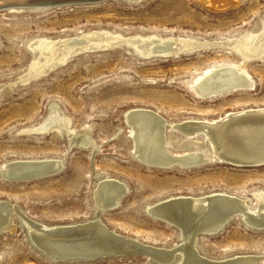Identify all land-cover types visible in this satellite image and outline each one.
<instances>
[{
  "label": "rangeland",
  "instance_id": "obj_1",
  "mask_svg": "<svg viewBox=\"0 0 264 264\" xmlns=\"http://www.w3.org/2000/svg\"><path fill=\"white\" fill-rule=\"evenodd\" d=\"M227 1L101 0L0 9V202L47 226L86 222L98 211V180L113 178L125 191L116 205L99 210L102 223L121 236L162 248L176 247L181 236L179 227L147 211L158 201L223 192L255 208L261 203L258 192L264 202V165L236 166L214 158L189 168L152 166L135 155L126 121L133 108L152 110L173 123L264 107V54L245 62L252 81L247 88L212 98L193 89L213 67L238 63L230 44L257 31L264 19V0ZM96 29L214 45L169 56H141L129 46H110L69 55L36 77L26 76L38 57V40ZM49 116L57 121L37 130ZM165 136L171 152L207 151L198 134L167 128ZM45 158L60 159L59 169L24 180L3 176L11 161ZM12 218L15 230L0 233V264H156L142 253L57 260L41 253L18 216ZM244 222L237 215L214 233L199 232L197 254L209 260L250 255L256 257L254 264H264V228Z\"/></svg>",
  "mask_w": 264,
  "mask_h": 264
},
{
  "label": "bare ground",
  "instance_id": "obj_2",
  "mask_svg": "<svg viewBox=\"0 0 264 264\" xmlns=\"http://www.w3.org/2000/svg\"><path fill=\"white\" fill-rule=\"evenodd\" d=\"M45 4L47 2L33 3L34 6ZM12 8L14 7L10 6L8 9ZM210 44L214 45L207 41L161 37L154 34L124 36L106 29L56 39L44 38L36 42L38 57L32 59L26 76L36 77L55 61H63L69 55L86 50L124 45L132 47L133 51L141 56H169ZM230 46L239 57L238 63L219 64L200 77L193 86L199 96L212 98L236 89L247 88L252 84L244 64L247 60L262 57L264 54V19L257 31L235 38ZM54 121L57 120L51 116L47 117L37 130L45 129L48 122ZM126 121L132 130L135 155L140 161L152 166L168 168L176 165L189 168L211 162L214 158L236 166L264 165V107L230 111L211 120H185L173 123H168L152 110L133 108L126 113ZM167 128L186 136L200 135L201 140L207 144V151L191 149L181 153L171 152L165 136ZM11 162L12 165L6 164L2 173L13 180H20L16 178L35 173L56 172L62 163L60 159L54 161L49 158L19 159ZM33 165L37 166V171ZM124 191V185L116 179L98 180L94 190L98 208L95 216L86 222L56 226L36 222L25 215L18 206L10 207L5 202H0V232L15 230L16 221L12 218L15 214L26 228L29 238L39 248L47 252L51 258H65L71 261L142 253L155 259L156 264H171L170 261L173 257L176 258V255L178 258L172 264L255 263L256 257L250 255H237L223 260L200 257L196 252L195 239L199 232L208 234L220 230L237 215L250 226L264 228V202L261 193H255V197L261 202L255 208L249 206L244 198L223 192L200 196L179 195L148 206L147 211L150 214L180 229V244L176 247L162 248L121 236L102 223L99 210L116 205ZM10 212L14 213L10 216Z\"/></svg>",
  "mask_w": 264,
  "mask_h": 264
},
{
  "label": "water",
  "instance_id": "obj_3",
  "mask_svg": "<svg viewBox=\"0 0 264 264\" xmlns=\"http://www.w3.org/2000/svg\"><path fill=\"white\" fill-rule=\"evenodd\" d=\"M101 0H0V9L2 8H6V7H10L13 6L14 8L17 7H26V6H31V7H42V6H63V5H73V4H81V3H94V2H98ZM38 2H47V4L45 5H39V6H34L33 3H38ZM35 167V165H33ZM32 166V167H33ZM35 171H37V166L35 167ZM48 173L42 172V173H35L29 176H19L16 179H25V178H37V177H43L45 175H47ZM5 178L11 180V177L5 176L3 175ZM15 179V177H14ZM1 233V232H0ZM41 253L43 254H47V252H44L42 249L37 248ZM48 257V256H47ZM55 260V259H54ZM57 260H63V261H70L69 259H65V258H58ZM76 260V259H74Z\"/></svg>",
  "mask_w": 264,
  "mask_h": 264
}]
</instances>
